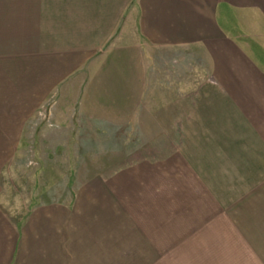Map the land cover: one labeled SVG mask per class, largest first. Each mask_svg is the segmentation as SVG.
I'll use <instances>...</instances> for the list:
<instances>
[{
  "label": "crops",
  "instance_id": "0c3cea01",
  "mask_svg": "<svg viewBox=\"0 0 264 264\" xmlns=\"http://www.w3.org/2000/svg\"><path fill=\"white\" fill-rule=\"evenodd\" d=\"M48 101L53 134L126 127L132 136L136 126L144 143L146 130L158 142L171 133L174 103V133L191 140L190 150L205 135V165L223 168L228 214L264 215V0H0V134L24 133ZM17 118L18 132H8L6 120ZM99 193L80 191L75 210L38 204L10 241L1 237L14 228L0 201V264H18L28 242L26 264H72L70 254L54 255L70 244L55 226L83 237L91 210L100 215L109 204ZM44 229L50 239L38 237Z\"/></svg>",
  "mask_w": 264,
  "mask_h": 264
},
{
  "label": "rangeland",
  "instance_id": "374dc122",
  "mask_svg": "<svg viewBox=\"0 0 264 264\" xmlns=\"http://www.w3.org/2000/svg\"><path fill=\"white\" fill-rule=\"evenodd\" d=\"M167 105L171 133L161 142L146 130L144 143L133 125L132 136L124 134L126 127L91 137L53 134L50 101L26 122L24 133L0 134L1 209L15 230L7 227L1 237L13 240L17 224L23 225L40 203L54 201L75 210L80 191L107 192L108 206L102 204L100 215L91 210L83 237L67 236L69 226H55L60 232L56 237L71 244L53 247L60 261L70 254L72 264H264V245H258L264 244V215H237L232 208L228 214L222 199L223 168L207 167V151L200 149L205 135L194 136L198 145L190 150L191 140L187 137L185 143L184 135L174 133L170 108L175 104ZM6 122L8 132H18V118ZM66 123L69 128L79 125L77 119ZM71 228L79 231L77 225ZM111 228L118 230L112 238ZM40 231H34L39 238L53 236ZM91 237L93 243L81 248L80 240ZM32 247L31 242L24 249L18 246V264L31 258Z\"/></svg>",
  "mask_w": 264,
  "mask_h": 264
}]
</instances>
